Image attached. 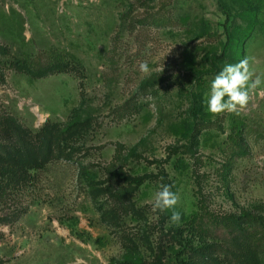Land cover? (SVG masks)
<instances>
[{
  "label": "rangeland",
  "instance_id": "rangeland-1",
  "mask_svg": "<svg viewBox=\"0 0 264 264\" xmlns=\"http://www.w3.org/2000/svg\"><path fill=\"white\" fill-rule=\"evenodd\" d=\"M2 47L0 144L18 125L74 161L0 156V264H262L264 95L239 115L206 98L227 63L264 73V0H0ZM72 123L63 145L49 126Z\"/></svg>",
  "mask_w": 264,
  "mask_h": 264
},
{
  "label": "clouds",
  "instance_id": "clouds-1",
  "mask_svg": "<svg viewBox=\"0 0 264 264\" xmlns=\"http://www.w3.org/2000/svg\"><path fill=\"white\" fill-rule=\"evenodd\" d=\"M253 58L245 56L236 63H227L215 75L211 81L210 90L207 94V111L212 115H220L225 112L239 115L249 104L258 89L264 95V73H257L252 66ZM142 74L151 71L146 62L139 64ZM163 71V69H162ZM180 202L178 192L172 191L171 186L161 185L153 196V210L161 212L173 210L171 222L179 225L181 212L175 210Z\"/></svg>",
  "mask_w": 264,
  "mask_h": 264
},
{
  "label": "trees",
  "instance_id": "trees-1",
  "mask_svg": "<svg viewBox=\"0 0 264 264\" xmlns=\"http://www.w3.org/2000/svg\"><path fill=\"white\" fill-rule=\"evenodd\" d=\"M227 33V45L226 48L222 54V56L219 57V60H225L227 58V50L231 45L232 42V35L230 34V30H226ZM9 51L7 48L2 47L0 49L1 54H7ZM57 71H66L62 70L60 66L57 68ZM43 73L46 72V69L42 71ZM247 123L246 121L242 120H235L233 123V133L236 135L235 142L237 147L240 149L241 152H245L246 149V138H245V130L247 129ZM85 126L81 123H72L68 126H65L63 128H58L57 126H49L50 132H56L57 135H55L56 139L59 141H62L63 145L67 144L70 139L75 138L76 136L81 133L80 131L83 130ZM48 130V129H47ZM46 132V130H45ZM12 137L13 142L10 144H0V156L3 157H29L31 156V153H34L35 151H40L41 156L43 157L45 162H50L55 158V156L58 154V158H62L66 161H74V154L72 152H68L64 148V150H61V144L55 142L52 138L49 141L44 142L41 148H38V144L32 142L31 140L26 139V136L21 130V128L18 125H14L13 131H12ZM79 174L83 177L86 176V167L84 165L79 164ZM104 219L110 221V214L104 212L103 213ZM246 219L245 217H240L236 219L235 221L237 224H240L244 222ZM262 227V233L260 234L262 238V242H264V225L261 224ZM262 264H264V248L262 250ZM181 264H193L192 261H186L181 260ZM126 264H133L131 262H128Z\"/></svg>",
  "mask_w": 264,
  "mask_h": 264
}]
</instances>
